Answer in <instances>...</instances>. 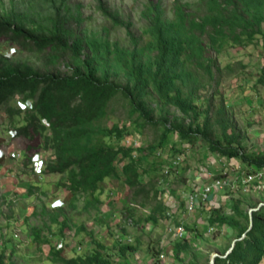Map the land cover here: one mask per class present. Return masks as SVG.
I'll use <instances>...</instances> for the list:
<instances>
[{
  "label": "trees",
  "instance_id": "1",
  "mask_svg": "<svg viewBox=\"0 0 264 264\" xmlns=\"http://www.w3.org/2000/svg\"><path fill=\"white\" fill-rule=\"evenodd\" d=\"M97 1L106 17L126 28L130 47L98 35L84 41L70 21L73 14L62 3L54 4L45 20L15 8L0 13V39L39 54L46 53L44 57L50 65L62 60L69 64V71L61 73L0 56V108L15 98L33 101L32 110H8L11 117L24 113L25 124L17 128L16 134L41 137L42 150L53 154L46 160L45 172L67 177L64 187L74 201L84 199V213L99 211L103 184L114 178L129 187L135 200L143 196L141 203L153 206L146 220L158 224L163 217L157 211L160 209L162 215L165 211L152 171L147 167L146 152L161 149L171 133L192 145L200 138L211 152L240 159L247 171H264V151L246 153L243 149L246 133L218 92L225 71L217 59L208 55V50L217 52L227 44H255L264 32V0H200L202 14L176 3L172 16L167 15L160 3L152 4L143 13L146 20L143 44L132 32L130 21L120 20L104 0ZM259 83L264 86V75ZM209 89L207 109L200 120L196 100ZM219 97V103L215 104ZM152 100L160 111L176 108L189 120L187 126H168L169 119L163 113L156 119ZM118 104H124L129 117L135 118L129 122L144 132L150 123L155 129L164 125L156 146L147 150L138 148L139 159L126 164L121 171L116 163L118 157L126 161L134 150L123 145L130 134L129 127L107 123ZM28 162H32L31 158ZM233 194L232 214L216 210L210 218L211 224L218 222L236 235L231 252L226 258L216 257L215 264H260L264 258V206L251 207L250 214L244 207L249 200L235 199L236 193ZM74 201L69 206L78 209ZM51 212L48 214L56 224L57 235L64 240L71 220L65 203ZM33 233L38 241L41 230L34 229ZM196 235L202 238L201 234ZM52 236L57 264H115L105 254L107 248L101 242H96L93 253L69 258L62 249H56ZM190 247L187 242H178L174 247L175 259L181 264H185V255L191 258L189 264H197L194 256H202L203 253L191 251ZM115 249L122 255L135 250L121 243ZM0 264H5L2 256Z\"/></svg>",
  "mask_w": 264,
  "mask_h": 264
},
{
  "label": "rangeland",
  "instance_id": "2",
  "mask_svg": "<svg viewBox=\"0 0 264 264\" xmlns=\"http://www.w3.org/2000/svg\"><path fill=\"white\" fill-rule=\"evenodd\" d=\"M104 1L107 8L116 12L120 20L132 23L131 30L141 41V44L145 43L143 33L146 20L143 13L152 4L160 3L168 16H172L176 3L184 4L190 11L202 14L200 0ZM60 3L69 9L68 13L73 14L74 18L70 21L77 34L84 41L93 40L98 35L101 38L108 37L110 42L119 43L122 47H130L126 28L115 24L106 17L101 11L97 0H0V13L15 8L18 11L26 12L31 17L45 20L52 13L53 5H59ZM204 40H206V37ZM205 44H208V42L205 41ZM3 55L12 60L27 61L37 68L61 73L69 71V64L66 60H62L56 65H50L44 57L46 53L44 55L39 54L36 51L24 49L18 44H11L0 39V56ZM208 55L217 59L225 71L218 92L224 98L226 106L232 112L239 128L246 133V138L242 143L244 151L246 153L257 150L264 151V86L259 83L260 77L264 75V32L258 36L257 42L253 45L237 46L227 44L217 52L212 49L208 50ZM228 66L229 68H227ZM209 94L210 89L202 92L201 98L196 100L201 116L200 120L205 115ZM219 99L220 97L216 99L215 104L219 103ZM19 101L21 99L15 98L8 105L0 108V149L5 151L15 150L17 153H21V157L17 159L14 157L0 159V256L3 257L4 263L57 264L54 262L51 235H54L52 237L55 247L58 242H64L65 245L62 251L69 258L93 253L96 242H101L107 248L105 254L115 264H143L146 261L155 260L154 258L157 255L159 257L161 251L165 249L166 227L164 225L167 223L165 221L166 215H162L159 209L157 212L163 217L159 223L155 225L147 222L146 219L153 206L143 205L141 203L144 201L143 196L135 200L133 192L123 181L120 182L114 178L106 180L103 184L104 191L101 196L103 202L99 211L84 213L82 210L84 199L79 198L74 201V198H70L69 192L64 187V183H67L65 175H54L44 171V177L40 179L33 178L34 168L32 163L28 162V159L31 157L33 159L34 155L43 153L42 157L48 161L53 157V154L45 149L42 150L40 136L29 138L13 132L25 124L24 113H20L15 117L8 114L9 109H13L15 112L21 109L18 106ZM150 104L155 108L154 117L156 119L163 113L169 119L168 126H187L189 120L186 119V121L176 108L166 107L164 111H160L155 101L152 100ZM134 119L129 117L124 104H118L115 110L112 111L107 123L108 125L118 123L128 125L126 120L131 122ZM156 128L158 129L153 128L151 123L146 132L140 128V130H133L130 127V131L133 133L126 136V141L135 140L133 145L146 150L151 146L154 147L158 141V135L164 130V125ZM177 138V134L171 133L163 146L170 141L174 142ZM194 141L193 153H191L189 159L190 165H194L195 162L199 164L204 162V155L210 151L200 138ZM157 149L159 148L157 147ZM146 154L148 157L147 167L154 175L158 172L159 161L150 150ZM228 159L232 171L234 170L233 166L240 163V159ZM157 164H159L158 167H156ZM121 166H123V162L117 167L121 170ZM187 166H183L185 168L182 169L181 173L174 172L170 182L167 181L168 188L172 189L174 193L171 194L183 195L184 186L193 182V178L187 176L190 172V167ZM219 171V167L215 168V174L222 176ZM196 174L197 172H195ZM157 177L153 176L155 185L158 181ZM146 181L150 180L147 178ZM30 185L31 192L28 189ZM236 186L238 192L235 194V199H248L249 205L246 204L244 207L250 214L253 211L251 207L264 203V198L259 194L258 184L248 186L236 184ZM164 192L165 190L160 191L158 195L166 212V202L163 199ZM224 195L229 194L225 192ZM55 200L65 203V209L71 217L70 223L64 232V240H61L57 235L56 224L52 223V219L48 214V212H51V203ZM72 201L78 209L70 208L69 204ZM181 211L177 212L176 221L183 224L188 230L192 229L188 222L193 217L199 222L197 217L203 215L201 213L186 215ZM184 216H187L186 219ZM34 229L41 230V237L38 241L35 239ZM229 239L215 237L207 240L213 252L210 255L203 253L202 256H194L197 264H211L214 254L226 256L225 253L229 250L227 247L231 244ZM119 243L130 245L135 250L122 255L118 249H115ZM79 247H81L80 251ZM147 253L152 256L148 260ZM190 262L191 258L187 257L185 264ZM179 264L181 263L179 262Z\"/></svg>",
  "mask_w": 264,
  "mask_h": 264
},
{
  "label": "built area",
  "instance_id": "3",
  "mask_svg": "<svg viewBox=\"0 0 264 264\" xmlns=\"http://www.w3.org/2000/svg\"><path fill=\"white\" fill-rule=\"evenodd\" d=\"M135 130V127H132ZM135 140L126 141L125 144L129 148L135 149L133 153L126 158V161L119 160L117 165L123 167L139 159L140 152L137 151L138 146L133 145ZM193 147L191 143L184 142L181 138H177L174 142L166 143L161 149H154L153 154L157 160L161 163L158 167V172L155 176L158 178L156 189L158 193L164 191L163 199L166 202V219L165 224V249L162 250L159 257L155 260H149L143 264H177L174 257V246L180 241L189 242L190 245L197 251H202V241L197 237L196 233L188 230L183 224L177 223V209L181 205L184 206L185 212L188 215L199 214L202 211L207 212L204 218L203 225H206L207 233L219 234L222 236H230L231 229L223 227L220 223L211 224L210 218L213 216L216 210H221L226 215L232 214V207L234 201V194L237 193L238 188L236 184L243 186L258 184L259 194L264 196V171L253 172L247 171L244 165L238 163L233 166L234 170L231 171L230 160L226 157H221L218 154H213L210 151L204 155V162L201 164L196 163L194 165L189 164L191 153H193ZM2 151V149H0ZM5 158L14 157L15 159L21 157V153H17L15 150L5 151ZM203 158V156H202ZM238 162V161H237ZM190 165V166H187ZM37 172H42L41 163H37ZM183 166L190 167L188 172V178H193L191 184L185 185L184 192L181 198H176L171 194V190L167 181L170 182V178L173 173H181ZM219 167V173L222 176L215 174V168ZM188 170V171H189ZM236 171V172H233ZM195 172L197 174L195 175ZM223 192H230L233 195H220ZM264 206L261 203L259 207ZM56 207V206H55ZM56 249L61 250L64 248V242H58ZM79 251L81 247L78 248ZM168 250V251H166ZM229 249L227 255L231 252Z\"/></svg>",
  "mask_w": 264,
  "mask_h": 264
},
{
  "label": "crops",
  "instance_id": "4",
  "mask_svg": "<svg viewBox=\"0 0 264 264\" xmlns=\"http://www.w3.org/2000/svg\"><path fill=\"white\" fill-rule=\"evenodd\" d=\"M34 177H36L34 174H33V178ZM31 188V185L30 186H28V189H30ZM225 194V192H223V193H220V195L219 196H221V195H224ZM227 194H229V193H227ZM225 196V195H224ZM175 197L176 198H181V196H180V194L179 195H175ZM183 211L186 215H188L186 212H185V209H184V206L183 205H181L180 207H178V209H177V212H180V211ZM181 211V212H182ZM205 213H207V212H205V211H202L201 212V214H203L202 215V217H197L198 218V220H199V222L193 217L192 219H191V221L190 222H188L191 226H192V229H189L190 231H195V233L196 234H201L202 235V238H200V240L202 239V251H199L200 253H206V254H210V253H212L213 252V249H212V247L211 246H209L208 245V243H207V240H211V239H214L215 237H222V238H227V239H229V238H231V239H229V240H231V245H233V243H234V241L236 240L235 239V237H236V235H235V232L231 229V232H230V236H219V235H217V236H213V235H215V234H210V233H207V231H206V229H207V227H206V225H203V222H204V218H205ZM185 217V219H186V217L187 216H184ZM187 223V222H186ZM216 223H218V222H216ZM215 224V223H214ZM221 225V224H220ZM165 226V225H164ZM220 233V232H219ZM180 242H185V241H180ZM189 245H190V243L189 242H187ZM191 246V245H190ZM175 247V246H174ZM208 247H210V248H208ZM232 247V246H231ZM191 248V251H195L194 250V248L191 246L190 247ZM229 249H231V248H229ZM190 251V250H189ZM214 251H217V250H214ZM198 251H197V253H199ZM184 253V252H183ZM185 254V253H184ZM183 256V255H182ZM147 260H148V258L149 257H152L151 255H150V253H147ZM174 257H175V254H174ZM187 257H188V255H185V258H186V260H187ZM176 262H177V264H179V262H178V260L176 259ZM260 264H264V258H263V260H262V262L260 263Z\"/></svg>",
  "mask_w": 264,
  "mask_h": 264
},
{
  "label": "clouds",
  "instance_id": "5",
  "mask_svg": "<svg viewBox=\"0 0 264 264\" xmlns=\"http://www.w3.org/2000/svg\"><path fill=\"white\" fill-rule=\"evenodd\" d=\"M18 106L21 108L20 110H22V111H26V110H32L33 109V101L32 100H28V101H19L18 102ZM127 123H128V127L130 126V127H135L137 130H140L139 129V127H136L135 125H133V124H131L129 121H126ZM47 124V123H46ZM47 125H49V124H47ZM130 127H129V131H130ZM14 133H16V131H13ZM131 133H133L132 131H130V134ZM130 134H128V135H130ZM126 138L127 137H125L124 138V141H123V145H125V147H127L126 146V144H125V140H126ZM127 148H129V147H127ZM131 149H133V148H131ZM3 150L4 149H2V151L0 150V159H2V158H5V154H4V152H3ZM133 150H135V149H133ZM42 154L43 153H38V154H36V155H34V157H33V159H32V157H31V163H32V165H33V168H34V175L38 178V179H40V177H43V175H44V171H45V168H46V166L44 167V163H45V160H47V159H44L43 157H42ZM118 159H119V157H118ZM37 163H41V167H42V172L41 173H38L37 172ZM116 163H117V161H116ZM118 166V165H117ZM119 169V168H118ZM120 170V169H119ZM122 170V169H121ZM120 170V171H121ZM155 175V174H154ZM153 175V176H154ZM156 177V176H155ZM157 190V189H156ZM158 192V191H157ZM171 192H172V190H171ZM159 194V193H158ZM64 205V203H62L60 200H55V201H53L52 203H51V209H56V208H60L61 206H63ZM56 206V207H55ZM258 208H260V207H258ZM222 257V256H221Z\"/></svg>",
  "mask_w": 264,
  "mask_h": 264
},
{
  "label": "water",
  "instance_id": "6",
  "mask_svg": "<svg viewBox=\"0 0 264 264\" xmlns=\"http://www.w3.org/2000/svg\"><path fill=\"white\" fill-rule=\"evenodd\" d=\"M251 227H252V220H251V223H250V228H249V230L251 229ZM235 242H236V240L234 241V243H233L231 249L235 246ZM216 257H221V256H220L219 254H214V255H213V260L211 261V264H215V258H216Z\"/></svg>",
  "mask_w": 264,
  "mask_h": 264
}]
</instances>
